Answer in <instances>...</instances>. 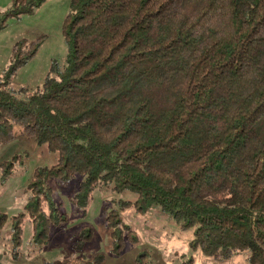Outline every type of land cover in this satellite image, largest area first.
Wrapping results in <instances>:
<instances>
[{
    "label": "trees",
    "instance_id": "16d2710c",
    "mask_svg": "<svg viewBox=\"0 0 264 264\" xmlns=\"http://www.w3.org/2000/svg\"><path fill=\"white\" fill-rule=\"evenodd\" d=\"M43 1L12 0L5 15ZM63 31L65 63H53L42 87L8 85L38 45L0 81V143L19 125L58 153L34 169L23 214L0 212L14 248L26 214L34 240L49 241L67 215L47 182L80 174L77 207L113 183L141 209L159 204L193 227V249L264 264V0H70ZM130 203L107 214L116 253L128 227L118 210Z\"/></svg>",
    "mask_w": 264,
    "mask_h": 264
},
{
    "label": "rangeland",
    "instance_id": "374dc122",
    "mask_svg": "<svg viewBox=\"0 0 264 264\" xmlns=\"http://www.w3.org/2000/svg\"><path fill=\"white\" fill-rule=\"evenodd\" d=\"M11 6L12 0H0V21L4 23L0 26V81L5 80L16 54L22 58L38 45L35 55L8 79V85L14 89L35 90L52 75L54 62L60 66L65 63L68 48L63 28L70 12V0H44L33 12L18 17L5 15ZM13 131V137L0 143V212L9 217L24 212L32 192L28 184L34 169L58 161L56 151H49L45 144L26 136L19 125ZM81 179L80 174H75L65 182H47L52 201L66 213L67 220L51 229L46 244L34 240L32 220L27 214L22 219L21 242L16 248L11 222L0 230V264H55L54 261L89 264L93 260L91 264H249L244 251L226 259H215L200 248L193 249V227L183 229L172 213L159 204L141 209L135 202V193L118 191L113 183L94 188L87 206L77 207L74 198ZM123 199L131 201L118 210L122 223L128 227L122 229L125 243L116 253L112 249L107 214L113 207L119 208ZM85 227H91L92 231ZM88 233L91 235L85 239Z\"/></svg>",
    "mask_w": 264,
    "mask_h": 264
},
{
    "label": "water",
    "instance_id": "95a60500",
    "mask_svg": "<svg viewBox=\"0 0 264 264\" xmlns=\"http://www.w3.org/2000/svg\"><path fill=\"white\" fill-rule=\"evenodd\" d=\"M80 264V263H79Z\"/></svg>",
    "mask_w": 264,
    "mask_h": 264
}]
</instances>
